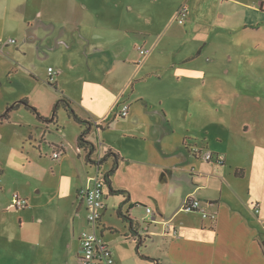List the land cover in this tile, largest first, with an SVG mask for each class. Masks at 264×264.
I'll return each instance as SVG.
<instances>
[{"label": "rangeland", "instance_id": "obj_1", "mask_svg": "<svg viewBox=\"0 0 264 264\" xmlns=\"http://www.w3.org/2000/svg\"><path fill=\"white\" fill-rule=\"evenodd\" d=\"M119 3V0H112L110 11L104 0H97L93 5L98 10L95 7L91 10L96 16L101 15L106 21L110 19L117 24L120 20L114 9ZM144 4H152V14L160 17V22L149 29L161 39L158 52H170L165 59L175 61L176 56L194 55L198 51L194 48L206 42L203 56L182 66L189 67V79L193 78V73L202 75L200 85L195 88L197 80H182L173 88L177 91L174 96L186 95L184 91H194L191 100L202 102L192 105L195 111L193 117L186 115V108L181 111L175 109L179 126L187 127V122L192 119L195 135L201 139L207 137L213 148L225 156L223 197L228 199V204L241 209L240 213L248 223L256 221L254 212L261 208L260 217L264 220V0H188L186 5H183V0H145ZM183 7L187 8L191 18L187 27L179 24V13ZM7 9L5 15L0 17V39L10 42L11 38H16L18 28L14 13ZM167 32L171 40L167 38ZM113 46L120 54L129 50L131 44L116 38ZM60 57L58 53L45 61L32 52L25 62L33 70H11L12 58L0 53V116L18 102L29 103L28 107L19 104L20 108L14 110L8 120L1 121L3 118L0 117V264H24L25 260L32 264H44L48 261V254H54L55 251L60 254L55 242L65 228L60 223L61 216L68 210L72 213L71 199L76 185L84 181L91 171L86 167L84 154L79 158L76 153L79 126L70 119L64 107L59 108L56 119L51 121L53 107L63 98L64 89L80 97L84 95V84L103 83L105 88H111L112 84L107 81V73L101 69L102 66L94 64L92 59L88 63L81 58L78 62L80 75L75 76L70 70L68 75L64 68L66 72L60 77L62 81L59 82L58 76L54 75V81L49 83L51 78L48 68L51 66L57 70ZM62 61L66 66L67 62L70 63L66 57ZM168 64L163 61L157 63L159 67L143 71L140 79L152 72L173 74L175 77L171 83L172 80L182 79L180 67L173 72H168L169 69L166 73L160 70ZM121 105L119 108L116 104L113 107L119 120H123L120 113L124 105ZM74 107L76 109V103ZM32 108L42 118H49L41 119L31 111ZM107 108L106 117L111 113ZM246 126L247 130L244 128ZM29 136L36 139L25 143ZM62 145L67 147V154L64 152L63 157L54 160L53 146ZM23 147L25 155L31 153L27 162L20 159ZM238 167L247 172L243 179L234 176ZM215 187L210 186L209 192L218 197L219 192ZM16 194L27 199L28 207L12 212L7 207L14 202L13 196ZM171 205L174 207L176 203ZM116 207L114 205L108 210L106 219L122 234L110 236L112 244H108L109 241L105 239L115 260H118V256L122 264H154L160 258L170 264L165 236H171L173 232H165L167 219L158 218L154 221V217L146 213L147 209L143 212L138 208L134 215L142 226L148 227V223H154L151 225L154 237L140 246L139 243L125 241L124 228L117 214L119 209ZM51 219L53 225L44 234L42 229ZM202 220L200 214L184 211L174 217L171 214V225L182 229V233L192 240L205 239L209 242L212 235L209 231L200 230ZM232 220V223L231 219L224 220L225 228L234 227V233L240 240L245 235L247 238L245 227L234 217ZM80 223L85 224V230L91 229L84 211L80 214ZM258 227L264 229V222L259 223ZM77 228L80 229L78 223ZM223 241L227 242L228 238ZM259 242L263 243L264 252V231ZM141 255L150 260L142 259ZM253 258L252 254L246 264H252ZM261 259L264 262V258ZM72 264H81L79 258Z\"/></svg>", "mask_w": 264, "mask_h": 264}, {"label": "crops", "instance_id": "obj_2", "mask_svg": "<svg viewBox=\"0 0 264 264\" xmlns=\"http://www.w3.org/2000/svg\"><path fill=\"white\" fill-rule=\"evenodd\" d=\"M94 2L97 0H87L86 3L84 0H0V17L5 15L7 8L10 9L14 13L18 28L16 38L10 39L15 41L14 44L0 39V53L12 58L11 70L31 69L25 59L32 55V52L37 53V57L45 61L49 56H57L60 53V62L57 70L54 69L59 82L62 81L60 77L66 70L68 75L69 70L75 76L80 75L78 62L81 59L88 63L92 59L94 64L106 70L107 81L112 84L111 88H105L103 83L84 84V95H80L83 99L75 97L66 89L62 92L63 98L71 101L72 107L77 104L76 109L73 108L76 114L92 124L87 141L93 144L94 151L91 155L92 163H89L86 158L88 152L78 146L79 138L83 133L81 130H85L86 127L72 119L80 128L76 153L79 158L84 154L86 167L91 171L87 173L84 181L76 185L71 199L74 212L68 210L61 216L60 223H63L65 228L62 229L60 236L56 237L55 242L56 250L59 249L60 254L56 251L54 253L56 257L53 256L54 254H50L51 256L48 254L46 256L48 261L44 264L76 263L80 249V235L87 231L83 227L85 224L80 223V214L84 211L88 216L85 204L78 199V192L83 188L92 187L96 179H104L113 168L115 169L111 177L113 189L126 193L119 196L111 195L109 188L106 187V211L99 229L104 242L107 239L109 241L107 243L112 244L110 236L122 234L120 229L111 225L106 219L108 210L114 205L129 219L128 221L119 217L124 228L125 241L139 243L140 246L146 240L150 242L154 237L151 229L154 223H148V227L142 226L134 215L138 208L143 212L150 209L152 213L149 215L154 217V221L158 218L167 219L165 232L167 230L173 232L171 236H165L168 241L170 264H246V260H249L252 254L254 255L252 264H264L261 261L263 260L261 258H264L263 243L259 242L264 229L258 227L259 223L264 222L260 217L261 208H257L254 212L256 221L248 223L240 213L241 209L228 204V199L223 197L225 156L213 148L207 137L201 139L200 136L195 135L192 130V119L187 122V127H180L178 114L175 113L177 108L180 111L186 108V115L193 117L195 111L192 105L202 103L199 100H191L194 91H184L186 95L174 96L177 91L173 88L182 83V80H197L195 88L200 85L202 75L193 73V78L189 79L187 74L189 67L182 66L189 65L202 57L206 42L199 43L194 48L198 50L194 55L176 56L175 61L167 60L164 57L170 52H158L161 39L149 29L160 22V17L152 14L154 8L152 4H144L145 0H119L120 3L114 9L120 20L116 24L110 19L109 22L106 21L101 15L93 14L92 7L98 10V7L93 5ZM104 2L109 5L111 11L112 0H104ZM187 2L188 0H183V5ZM190 19L188 13L186 23L179 24L186 26ZM116 38H121L122 42L127 44L130 43V49L125 53L116 52L113 46ZM167 38L171 40L169 33ZM141 50L146 52L145 55L141 54ZM65 57L70 61L67 62V66L62 61ZM161 61L169 63L160 69L165 73L168 69V72H173L180 67L182 79L172 80L171 83L174 75L171 73L163 75L161 72L147 73L140 79L143 71L156 69L159 67L157 63L161 64ZM176 66L177 68H174ZM131 67L134 69H130ZM50 68L53 67L49 66L48 70ZM53 81L50 79L49 83ZM115 104L118 108L121 104L129 107L128 115L121 116L123 120H119L114 114ZM105 106L111 110L108 117L105 115L108 109ZM103 107L105 109L101 111ZM32 112L42 116L39 112ZM43 118L49 117L43 116ZM244 128L248 129L247 126ZM32 138L34 137L29 136L25 143ZM67 150L65 145L53 146V152L60 153L58 159L54 157L53 159L59 160L64 152L67 154ZM208 153L214 155V161H205L204 155ZM25 154L23 147L20 151V159L27 162L31 158V153ZM217 158L224 160V163H218ZM237 170L241 168H236L235 172ZM235 172V178H239ZM246 173L244 170L243 178ZM212 185L218 189V197H214L215 195L209 192ZM189 198L198 200L201 208L215 218H204L201 212L185 211L184 204ZM172 203L176 205L172 207ZM11 205L12 203L7 208L17 212L18 209H13ZM182 211L200 214L203 218L200 230L209 231L212 240L209 242L205 239L192 240L187 234L182 233V229L171 225V214L174 217ZM146 213L148 214L147 211ZM233 217L245 227L248 232L247 238L245 235L240 240V237L234 233L236 232L234 227L225 228L224 220L231 219L232 223ZM39 222L42 223V220L40 219ZM77 223L80 229L77 228ZM52 225L51 219L43 227L42 232L46 234ZM225 238H228L227 242L223 241ZM244 244L245 246L241 247ZM116 259H118L117 264H122L118 256ZM161 260L157 258L158 263L168 264ZM24 264H32V262L25 260Z\"/></svg>", "mask_w": 264, "mask_h": 264}, {"label": "built area", "instance_id": "obj_3", "mask_svg": "<svg viewBox=\"0 0 264 264\" xmlns=\"http://www.w3.org/2000/svg\"><path fill=\"white\" fill-rule=\"evenodd\" d=\"M188 10L183 7L179 13V23L185 24L188 20ZM12 44L15 43L14 40L10 41ZM145 51L141 50V54L145 55ZM48 74L51 81L54 80V75L56 72L53 68L48 70ZM129 112V107L124 105L122 107L121 116L126 117ZM53 157L58 159L60 153H53ZM205 161H214L215 158L211 154L204 155ZM217 162L220 163L222 160L217 158ZM106 186L103 178L96 179L94 185L90 188H83L78 192V199L85 204L88 210V223L91 226L90 230L84 231L80 235V249L78 253V258L81 264H117L115 257L110 250V248L105 244L102 235L100 234V222L106 211L105 197H106ZM13 203L11 207L13 209H24L27 207V200L21 198L19 195L13 196ZM184 209L187 212H201L204 218H215L210 214L206 213L201 208V203L198 200L189 198L185 204ZM148 214H151L150 209L147 210ZM258 212V211H257Z\"/></svg>", "mask_w": 264, "mask_h": 264}, {"label": "trees", "instance_id": "obj_4", "mask_svg": "<svg viewBox=\"0 0 264 264\" xmlns=\"http://www.w3.org/2000/svg\"><path fill=\"white\" fill-rule=\"evenodd\" d=\"M19 104H24L26 105L27 107L29 106V103L28 101H21V102H18V104L8 108V110L6 111V113L1 116L3 118V120H8L9 117H10V114L16 110V109H19L20 106ZM63 106L64 109L67 111L69 117L71 119H73L76 123H78L79 125H82L84 127H86V129L83 131V133L81 134L80 138H79V141H78V146L80 149H83L84 151H87L88 152V155H87V160L89 163H92V160H91V155H92V152L94 151V146L92 143H90L89 141H87V136L89 135L90 133V128L92 127V124L86 120H83L81 117H79L75 110L73 109L72 107V103L71 101L67 100L66 98H63L61 100L58 101V103L56 104V106L54 107V115H53V119L52 121H54L56 119V114H57V111L58 109ZM32 111L36 112V109L35 108H32ZM38 117H40L41 119L45 120L44 118H42L39 114H37ZM90 151V152H89ZM193 152L196 153L195 150H193ZM194 153V154H195ZM108 156V155H107ZM214 157V155H213ZM221 159V158H220ZM222 160V159H221ZM211 162V161H209ZM221 163H224V160L221 162ZM115 172V169L113 168L109 173H107L104 177V183H105V186L107 188H109L110 190V194L111 195H125V191H122V190H114L113 187H112V181H111V177L112 175L114 174ZM236 176L239 177V178H243V175H244V170H237L235 172ZM106 188V189H107ZM118 216L121 217V218H124L125 220H128L129 219L122 213V210L119 209L118 210ZM139 251V247H137V252ZM141 258L142 259H146V260H150L149 257H144L143 255H141ZM154 262V260H152ZM151 261V262H152ZM155 264H159L158 261L155 262Z\"/></svg>", "mask_w": 264, "mask_h": 264}]
</instances>
